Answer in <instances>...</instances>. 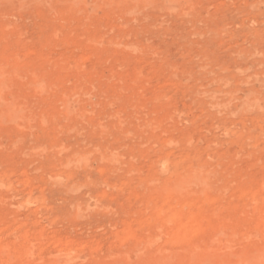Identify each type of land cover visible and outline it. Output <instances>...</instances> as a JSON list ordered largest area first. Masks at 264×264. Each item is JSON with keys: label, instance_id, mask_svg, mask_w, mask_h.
<instances>
[{"label": "rangeland", "instance_id": "rangeland-1", "mask_svg": "<svg viewBox=\"0 0 264 264\" xmlns=\"http://www.w3.org/2000/svg\"><path fill=\"white\" fill-rule=\"evenodd\" d=\"M176 1L0 0V264H264V0Z\"/></svg>", "mask_w": 264, "mask_h": 264}, {"label": "bare ground", "instance_id": "bare-ground-1", "mask_svg": "<svg viewBox=\"0 0 264 264\" xmlns=\"http://www.w3.org/2000/svg\"><path fill=\"white\" fill-rule=\"evenodd\" d=\"M6 1V0H5ZM7 1H10V0H7ZM39 1V0H38ZM132 1V0H131ZM142 1V0H141ZM174 2L176 1V0H173ZM174 2H172V3H174ZM177 2V1H176ZM3 60V59H2ZM12 60V59H11ZM13 62V61H12ZM4 67H6V66H4ZM3 73H5V71H3ZM31 73V72H30ZM4 76H6V74H3ZM3 75H1V73H0V78H2V76ZM9 75H10V73H9ZM16 75V74H15ZM32 75V74H31ZM3 76V77H4ZM7 76H8V74H7ZM12 77V76H11ZM6 78L7 77H5V80H6ZM4 79V78H3ZM24 79H25V77H24ZM8 80V79H7ZM36 80V79H35ZM4 81V80H3ZM3 81H2V79H0V91H5V88H6V90H7V87H1L2 85H5L7 82L6 81H4V83L5 84H3ZM8 81H10V80H8ZM42 82V81H41ZM37 83V82H36ZM35 83V84H36ZM2 84V85H1ZM31 84H33V81H32V83ZM9 85H11L10 87L12 88L13 86H12V84L10 83ZM39 85H40V81H39ZM35 86H38V85H35ZM30 88V87H29ZM2 89V90H1ZM4 89V90H3ZM10 89L8 88V91H9ZM20 92V91H19ZM2 93V92H1ZM2 95H4V93H2L1 94V96H0V99H1V97H2ZM3 98V97H2ZM2 100V99H1ZM4 100V99H3ZM11 100H9V103H8V101H7V105H6V107L8 106V108H10V104L11 103H15V107L17 108V104H16V102H12V101H14V100H12L11 102H10ZM18 103V102H17ZM22 104V103H21ZM21 104H19V106L21 105ZM2 105V104H1ZM12 105V104H11ZM1 107V106H0ZM3 107V106H2ZM5 107V106H4ZM21 107V106H20ZM7 108V109H8ZM13 110V113H14V115L19 111H21V108H20V110L19 109H17V111L16 112H14L15 110L14 109H12ZM1 111H2V109H1ZM4 112V111H3ZM3 112H2V114H3ZM19 112H18V114H19ZM5 113L6 112H4V114H3V116L5 115ZM7 113L8 114H10L11 115V113H10V110H7ZM6 113V114H7ZM2 116V115H1ZM2 116V117H3ZM13 116V115H12ZM15 116H17V115H15ZM10 117V116H9ZM1 118V117H0ZM13 118V117H12ZM3 119H4V117H3ZM2 119V120H3ZM1 120V119H0ZM1 120V121H2ZM1 121H0V123H1ZM199 173V172H198ZM200 174V173H199ZM200 176V175H199ZM199 176H197V177H195V179H198L199 180ZM192 177V176H191ZM191 177H189V178H191ZM182 178V177H181ZM188 179V178H187ZM203 180H204V178H202ZM191 181V180H190ZM193 181V180H192ZM188 181L187 180H183V179H180L175 185L173 184V186H171V187H173V188H166V186L165 187H162V189H161V191H163V193H165L166 192V190L168 189L170 192H172V191H178V192H180V191H182L184 188L186 189V187H189V186H186L185 185V183H187ZM202 182V181H201ZM204 182V181H203ZM203 182L201 183V184H203ZM191 183H193L194 184V182H191ZM197 183V182H196ZM192 184V185H193ZM195 185V184H194ZM196 185H198V184H196ZM170 186V185H169ZM186 186V187H185ZM166 188V189H165ZM168 192V191H167ZM175 192V193H176ZM166 195H167V193H165ZM179 194V193H178ZM182 194H184V193H182ZM191 195V194H190ZM169 197V196H168ZM165 199V198H164ZM163 199V200H164ZM162 200V202L164 203L165 202V200L163 201ZM195 202H196V200H195ZM194 202V200L193 201H189L188 202V204L187 205H193V204H196ZM185 204V203H184ZM161 205H162V203H161ZM194 207V206H193ZM196 207V206H195ZM182 208V207H181ZM189 208V207H188ZM194 209V208H193ZM160 213V212H159ZM188 214V213H187ZM195 216V215H194ZM168 219H169V214H168V217H167ZM202 219V218H201ZM170 220H173V224H172V226H171V228L169 229L170 231V234H171V236L172 237H170V240H171V242H172V239L171 238H173V241H174V238L175 239H179V238H181V239H185L186 238V236H187V234H186V229L187 230H189L188 232H190V230H192L193 229V232H197L198 230H196V229H194V228H200L201 229V227H202V223H204V222H202L203 220H198V218H196V217H192V215L190 214H188V215H185L184 214V211L182 210V209H176V210H174V209H172V212L170 213ZM167 221V220H166ZM169 221V220H168ZM205 221V220H204ZM195 230V231H194ZM21 232V231H20ZM192 232V231H191ZM222 232L220 231V230H218L217 231V235H219V234H221ZM24 234V233H23ZM192 235V234H191ZM195 235V234H194ZM26 236V234L24 235V237ZM168 236V235H167ZM170 236V235H169ZM168 236V237H169ZM215 236H216V234H215ZM18 237V236H17ZM42 237V236H41ZM16 238V237H15ZM14 238V239H15ZM26 238H27V236H26ZM17 240H18V238H16ZM24 239V238H23ZM169 239V238H168ZM209 239V238H208ZM27 240H29V238L27 239ZM26 241V240H25ZM24 241V242H25ZM41 241V240H40ZM169 241V240H168ZM175 241H177V240H175ZM14 242V241H13ZM23 242V243H24ZM26 242H28V241H26ZM25 242V243H26ZM31 242V241H30ZM60 242V241H59ZM67 242V241H66ZM1 243V242H0ZM2 243L3 244H0V255L2 254V252H5V251H13V250H11L10 248V245L9 244H5L4 243V241H2ZM8 243H9V241H8ZM17 243V242H16ZM29 243V242H28ZM34 243V242H33ZM36 243V242H35ZM34 243V244H35ZM204 243V242H203ZM205 243H207L206 242V240H205ZM211 243V242H210ZM210 243H208V246L206 245V244H204V245H206V247L207 248H205V249H201V250H197V249H191L189 252H186L184 255H182V256H180V258H181V260H182V264H209V263H212V264H242L244 261H249V259L252 257L251 256V254L250 253H248L247 252V250H244L245 252H243V250L241 251V252H239V253H237L236 255H230V253H228L227 254V252H223V251H221V249L220 248H217V247H214L213 245H211V247H214V248H208V247H210ZM27 244V243H26ZM29 245V244H28ZM30 245H33V244H30ZM29 245V247H31L30 249H32L33 247L32 246H30ZM18 246V245H17ZM22 246V245H21ZM27 246V245H26ZM25 246V247H26ZM197 246V245H196ZM14 247V246H13ZM77 247V246H76ZM18 248H19V246H18ZM73 248V247H72ZM78 248V247H77ZM200 248V247H199ZM198 248V249H199ZM204 248V247H203ZM256 249H257V247H255ZM14 249H16V248H14ZM29 249V250H30ZM36 249V248H35ZM235 249V248H234ZM92 250V249H91ZM259 250H261V249H257V251H259ZM17 251V250H16ZM64 251V250H63ZM25 251H24V248H23V251H22V254L24 253ZM30 252V251H29ZM67 252V251H66ZM77 252H79L78 250H77ZM247 252V253H246ZM7 252H5L4 254H6ZM12 253V252H11ZM10 253V254H11ZM246 253V254H245ZM260 253H261V251H260ZM262 253H263V251H262ZM19 254H20V252H19ZM67 254V253H66ZM149 254V253H148ZM147 254V255H148ZM158 254V253H157ZM156 254V255H157ZM257 254V252H255V255ZM17 255V254H16ZM24 255V254H23ZM27 255V254H26ZM30 255H31V253H30ZM34 255V254H33ZM152 255V254H151ZM159 255L160 256H162L163 254H160V252H159ZM258 256H260V254H259V252H258V254H257ZM254 256L255 258H257L256 260H259V258H258V256ZM2 256H4V258H5V255H3L2 254ZM6 256H7V254H6ZM10 256H13V255H10ZM18 256V255H17ZM144 256V255H143ZM164 256V258H165V256L166 255H163ZM14 257H15V255H14ZM34 257H36V256H34ZM70 257V256H69ZM157 257V256H156ZM167 257H169L170 258V256H167ZM254 257H253V259L252 260H254V261H252V262H254L253 264H255L256 262H255V259H254ZM10 258V257H9ZM12 258V257H11ZM23 258V257H22ZM125 258V257H124ZM12 259H14V258H12ZM11 259V260H12ZM68 259V258H67ZM127 259H129L128 258V256H127ZM134 259V258H133ZM11 260H9V261H11ZM32 260V259H31ZM135 260V259H134ZM134 260H131V261H134ZM145 261H141V260H139V261H141L139 264H163V260H165V259H161V258H159V257H157V258H152V259H149V260H147V259H144ZM1 261V260H0ZM5 261V260H4ZM8 261V262H9ZM130 261V260H129ZM170 261V260H169ZM7 261H6V264L8 263ZM29 262V261H28ZM118 262V261H117ZM121 262V261H120ZM135 262V261H134ZM137 262H138V260H137ZM137 262H135V264L137 263ZM165 262H166V260H165ZM264 262V261H263ZM2 263H3V261H2ZM132 263V262H131ZM130 262H128V261H124L123 260V262H121L120 264H131ZM169 263V262H168ZM9 264V263H8ZM108 264V263H107ZM111 264H117V263H115V261H113ZM119 264V263H118ZM259 264H260V262H259Z\"/></svg>", "mask_w": 264, "mask_h": 264}]
</instances>
